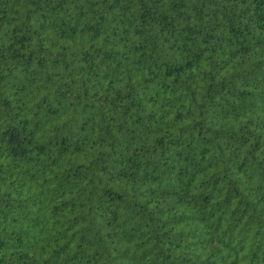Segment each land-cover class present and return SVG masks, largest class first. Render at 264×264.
<instances>
[{"label": "trees", "instance_id": "trees-1", "mask_svg": "<svg viewBox=\"0 0 264 264\" xmlns=\"http://www.w3.org/2000/svg\"><path fill=\"white\" fill-rule=\"evenodd\" d=\"M239 125L264 0H0V264H264Z\"/></svg>", "mask_w": 264, "mask_h": 264}, {"label": "clouds", "instance_id": "clouds-1", "mask_svg": "<svg viewBox=\"0 0 264 264\" xmlns=\"http://www.w3.org/2000/svg\"><path fill=\"white\" fill-rule=\"evenodd\" d=\"M10 42V38L8 35V30L7 28L5 29V34L3 37V43L6 45L7 43ZM217 100H219V97H216ZM242 119H246V117H242ZM233 131L237 134V135H246L248 136L249 142L251 143V135H249L252 132H255L256 134L260 135V136H264V129H245L243 128V125H239L237 128H234ZM125 243H121L119 245V251H124L125 250Z\"/></svg>", "mask_w": 264, "mask_h": 264}]
</instances>
